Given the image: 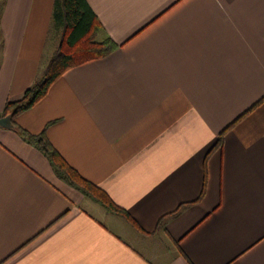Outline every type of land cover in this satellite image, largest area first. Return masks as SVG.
I'll return each mask as SVG.
<instances>
[{"label":"crops","instance_id":"obj_1","mask_svg":"<svg viewBox=\"0 0 264 264\" xmlns=\"http://www.w3.org/2000/svg\"><path fill=\"white\" fill-rule=\"evenodd\" d=\"M118 45L0 126V264H264V0H88ZM55 0H0V117L59 45ZM53 25V26H52Z\"/></svg>","mask_w":264,"mask_h":264},{"label":"trees","instance_id":"obj_2","mask_svg":"<svg viewBox=\"0 0 264 264\" xmlns=\"http://www.w3.org/2000/svg\"><path fill=\"white\" fill-rule=\"evenodd\" d=\"M53 22L60 38L56 52L38 79L25 91L24 96L18 101L7 103L3 115L14 112V118L15 115L31 108L47 94L54 81L67 69L83 61L104 56L118 46L110 37L98 40L104 28L88 0H55ZM14 129L43 152L68 184L102 204L108 211L124 217L134 227H138L130 214L118 207L103 189L69 165L44 132L32 134L17 125Z\"/></svg>","mask_w":264,"mask_h":264},{"label":"water","instance_id":"obj_3","mask_svg":"<svg viewBox=\"0 0 264 264\" xmlns=\"http://www.w3.org/2000/svg\"><path fill=\"white\" fill-rule=\"evenodd\" d=\"M14 112H8L6 115L0 117V126L5 128H15V124L13 122Z\"/></svg>","mask_w":264,"mask_h":264},{"label":"rangeland","instance_id":"obj_4","mask_svg":"<svg viewBox=\"0 0 264 264\" xmlns=\"http://www.w3.org/2000/svg\"><path fill=\"white\" fill-rule=\"evenodd\" d=\"M52 26H53V25H52ZM55 33H57V31L55 30V27L53 26V29H52V31H51V33H50V38H49V43H50V44L53 43L54 40H55Z\"/></svg>","mask_w":264,"mask_h":264}]
</instances>
